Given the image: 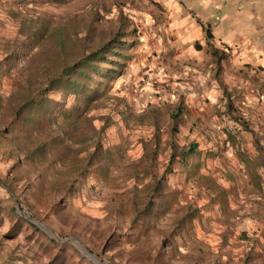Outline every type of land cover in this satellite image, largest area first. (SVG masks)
<instances>
[{"label": "rangeland", "instance_id": "obj_1", "mask_svg": "<svg viewBox=\"0 0 264 264\" xmlns=\"http://www.w3.org/2000/svg\"><path fill=\"white\" fill-rule=\"evenodd\" d=\"M145 4L0 0V264H264V221L240 222V204H255L258 191L236 163L222 156L224 149L213 163L199 142L186 166L178 162L183 141L210 135L205 129L217 118L179 114L171 84L158 87L150 59L162 52L142 41ZM117 31L123 58L108 66L121 75L107 80L96 100L81 111L71 107L72 95L50 93L58 103L39 118L38 129L31 120L19 126L24 117L9 102L14 91L29 87L37 98L70 53L79 56ZM172 48L165 56L169 78L176 71ZM65 115L74 130L61 137ZM53 130L60 136L54 157ZM41 139L45 157L26 162L20 145ZM230 204L237 206L229 211Z\"/></svg>", "mask_w": 264, "mask_h": 264}, {"label": "crops", "instance_id": "obj_2", "mask_svg": "<svg viewBox=\"0 0 264 264\" xmlns=\"http://www.w3.org/2000/svg\"><path fill=\"white\" fill-rule=\"evenodd\" d=\"M144 1L142 41L147 49L153 44L162 52L160 58L150 59L157 68L155 78L161 80L158 87L171 84L179 114L217 118L205 129L210 135L183 141L178 162L186 166L187 157L198 151V142L205 147L203 155L208 147L215 156L213 163L224 149L222 156L236 163L253 193L258 191L253 195L255 204H240L241 225L264 221V0ZM205 30L210 34L207 39ZM170 46L176 64L173 78L166 70ZM193 124H188V132ZM190 146L193 151L182 159L181 152ZM235 206L230 204L229 211Z\"/></svg>", "mask_w": 264, "mask_h": 264}, {"label": "trees", "instance_id": "obj_3", "mask_svg": "<svg viewBox=\"0 0 264 264\" xmlns=\"http://www.w3.org/2000/svg\"><path fill=\"white\" fill-rule=\"evenodd\" d=\"M119 37L120 34L117 31L110 39L100 42L91 50H88L86 52L83 51V53L79 56H75L70 53L69 59H71V61L69 60V63L62 64L57 75L48 77V79H46V82L40 84L37 91V94L39 96L37 98H34L29 94V87H22V90L19 92L14 91L9 97V102L12 104L10 106L12 107L17 117H24L19 126H22L24 128L25 126H23V124L28 123L31 120V122L34 124V130H37L38 125L40 124L39 118L48 111L51 105L58 103L56 99H52L48 95L54 92H57L64 97L72 95L73 101L71 107L76 110L84 111V107L86 105L99 97V89L102 90V87L106 85L107 80L115 79L121 75L120 70L116 71L108 66L113 62L117 63L116 57L123 58V54L118 51V45L120 44V42H123L118 39ZM205 37L206 39L210 37L208 30H205ZM211 52L213 54L215 53L213 50H211ZM73 56H75V58H73ZM23 109H28L30 111V115H23ZM63 119H68V121L66 120L67 124L64 126L65 131H60L61 137L66 135L67 128H69V131L74 130V126H72L73 118L71 116L65 115ZM24 133L26 136V132ZM58 133L53 130V133L48 140L50 143L49 148H51L49 149V151L52 152V157H54V148L60 146L58 142L60 140V136H58ZM26 140L27 138H25V141ZM30 143L33 142L30 141ZM46 145L47 142L43 139H41L37 143L35 142L32 147H28L27 145H25V142H23L20 147L24 160H26L27 162L32 160L33 157L36 156H39V158L41 159L45 157V152L47 151ZM63 148L66 149L67 145H65ZM193 149L194 146H190L187 150H183L180 154L182 159H184L188 153L192 152ZM39 162V164H41V160ZM17 202L20 205V202L18 200ZM59 203L60 201L57 200V202H55L53 206L57 207ZM145 207L148 208L147 205ZM56 210L59 211L58 208H56ZM142 213L145 214V212ZM27 217L29 216L27 215ZM28 224L33 229L38 230V227L34 223L28 222ZM49 241L52 243L57 242L52 238H50ZM95 255L100 260H105V258L99 257V255L97 254ZM52 260L53 259H50V261Z\"/></svg>", "mask_w": 264, "mask_h": 264}, {"label": "built area", "instance_id": "obj_4", "mask_svg": "<svg viewBox=\"0 0 264 264\" xmlns=\"http://www.w3.org/2000/svg\"><path fill=\"white\" fill-rule=\"evenodd\" d=\"M100 192H101V188H100L99 186H97V187H95V188L93 189V193H94L95 195H98Z\"/></svg>", "mask_w": 264, "mask_h": 264}, {"label": "water", "instance_id": "obj_5", "mask_svg": "<svg viewBox=\"0 0 264 264\" xmlns=\"http://www.w3.org/2000/svg\"><path fill=\"white\" fill-rule=\"evenodd\" d=\"M36 224V223H35ZM40 227L41 228H45L44 226H41L40 225ZM80 248H81V250L83 251V252H87L88 253V255L90 256V257H93V255L91 254V253H89L83 246H80Z\"/></svg>", "mask_w": 264, "mask_h": 264}]
</instances>
